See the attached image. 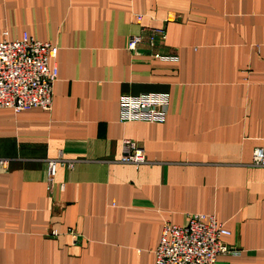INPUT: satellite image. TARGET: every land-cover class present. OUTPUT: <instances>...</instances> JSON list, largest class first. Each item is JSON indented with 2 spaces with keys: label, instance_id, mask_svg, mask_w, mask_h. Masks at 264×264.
<instances>
[{
  "label": "crops",
  "instance_id": "crops-1",
  "mask_svg": "<svg viewBox=\"0 0 264 264\" xmlns=\"http://www.w3.org/2000/svg\"><path fill=\"white\" fill-rule=\"evenodd\" d=\"M148 27L167 40L127 49ZM24 33L59 47L58 77L51 110L0 109V264H155L165 223L193 213L231 231L218 264H264V0H0V40ZM142 92L170 95L165 122L120 121ZM125 138L147 163L119 162ZM59 155L74 166L51 201Z\"/></svg>",
  "mask_w": 264,
  "mask_h": 264
},
{
  "label": "built area",
  "instance_id": "built-area-1",
  "mask_svg": "<svg viewBox=\"0 0 264 264\" xmlns=\"http://www.w3.org/2000/svg\"><path fill=\"white\" fill-rule=\"evenodd\" d=\"M138 15L137 19L141 20ZM165 27L144 28L138 34L131 35L127 49L136 51L140 44L154 49L167 40ZM59 47L50 42L41 41L24 33L21 38L0 40V109L11 108L16 112L32 107L51 110L54 100V84L58 77L55 62ZM152 59L160 61L179 60L178 55L154 52ZM122 123L145 121L163 123L166 121L170 95L167 92L123 93L119 99ZM119 162L140 166L148 162L144 149L136 141L125 138L123 153ZM60 164L73 167L74 162L59 155L47 159V189L53 201L54 188L57 185L56 174ZM253 164L264 170V147L253 151ZM0 166L7 170L9 160L0 158ZM63 189V185H60ZM75 244L84 240L76 228L66 231ZM60 233L53 229L51 236ZM231 231L220 223L214 214L193 213L187 215L186 223L179 225L166 222L155 249V264H218L220 255L230 252L231 247L223 241Z\"/></svg>",
  "mask_w": 264,
  "mask_h": 264
}]
</instances>
